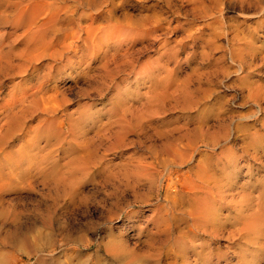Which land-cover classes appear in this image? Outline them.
<instances>
[{"label":"rangeland","instance_id":"rangeland-1","mask_svg":"<svg viewBox=\"0 0 264 264\" xmlns=\"http://www.w3.org/2000/svg\"><path fill=\"white\" fill-rule=\"evenodd\" d=\"M36 1L56 20L22 67ZM195 1L214 0H0V264H264L261 12ZM129 27L132 64L92 89L83 71L97 83ZM160 88L201 100L159 104Z\"/></svg>","mask_w":264,"mask_h":264},{"label":"bare ground","instance_id":"bare-ground-1","mask_svg":"<svg viewBox=\"0 0 264 264\" xmlns=\"http://www.w3.org/2000/svg\"><path fill=\"white\" fill-rule=\"evenodd\" d=\"M204 1V0H203ZM231 1V0H230ZM233 1V0H232ZM231 1V2H232ZM235 1H237V0H235ZM241 2H242V5L244 6L245 5V7H246V5L247 6H249L248 8L249 9H251L252 7V5H253V7L255 6V9L256 10H258L257 12L259 13V12H261V17L254 23V24H257V25H259V27L260 26H264V6L262 5V1L261 0H240ZM253 1V2H252ZM31 2V1H30ZM241 2H240V4H241ZM255 2V3H254ZM219 3H220V0H214V1H211V2H209V3H205V1L204 2H202V1H195L194 3H193V5L195 6V7H197V8H200L201 10L200 11H202L203 12V14H205V15H209V14H212V13H214V8L216 9V8H218V6L217 5H219ZM223 3H224V1H223ZM239 4V3H238ZM48 5H50V4H48ZM51 5H53V4H51ZM27 6V5H26ZM214 6V7H213ZM29 9L27 10V12L30 14L29 15V18H28V20H27V22L25 23V25L29 28L28 29V33L30 34L29 36H28V40L26 41V48L25 47H23V48H25V49H23V51L20 53V51H19V57H21L22 58V60H23V64H22V62H21V64L20 65H22V67H24L25 66V64H30V65H32V64H34V63H36L37 61H40V60H42L43 58H45L46 57V55H48L47 54V50H48V47L50 46L47 42H44V39H45V36H46V30H47V28L48 27H50V26H48L47 24L49 23V22H52V23H54L55 22V20H56V16L55 15H53L54 13H52V15L49 17V18H47V19H45V20H43V23L42 24H38V22H37V20L40 18V17H42V15L44 14V11H46V9L48 8V7H46V3L44 2H39V1H36V2H32V3H30V4H28V6H27ZM30 7H31V9H30ZM32 7H35V8H32ZM223 7H224V5H223ZM196 8V9H197ZM241 9V8H240ZM245 10H246V8H244ZM248 10V9H247ZM246 10V11H247ZM250 11V10H249ZM253 11H254V8H253ZM250 13V12H249ZM256 13V12H255ZM23 15V14H22ZM45 15V14H44ZM248 15V14H247ZM254 15V14H253ZM256 15H258V14H256ZM24 16V15H23ZM22 16V17H23ZM244 16H245V14H244ZM248 16H250V15H248ZM24 18V17H23ZM27 18V17H26ZM247 18V17H246ZM252 18V17H251ZM257 18V17H256ZM247 20V19H246ZM241 22V21H240ZM239 22V23H240ZM245 23V22H244ZM236 24H237V22H236ZM34 25H35V27H34ZM238 25V24H237ZM256 25V26H257ZM136 26V25H135ZM239 26V25H238ZM237 27V26H236ZM235 27V28H236ZM241 27V26H240ZM240 27H238V30H240L239 28ZM253 28V27H252ZM261 28V27H260ZM233 29V31H234V28H232ZM254 29V28H253ZM94 29H93V27H89V28H87L86 29V35H83V36H86V38H85V40L86 41H88V42H90V43H92V41L94 40H96L97 38V36H98V34L97 33H94V31H93ZM134 28H131V27H129V28H126L125 29V35H126V37H125V39H123L122 41H120V42H118L117 44H115L114 46H112V49H113V51H114V54L112 53L110 56H109V60L110 61H108V62H106L103 66H102V72L97 76V78H99V80H98V82L97 83H94L92 80H94L95 78L92 76V75H90L89 73V70L90 69H88V70H84L83 71V74H85V76H87V77H85V78H87V81L88 82H90V87H92V89H96V90H98V91H101V90H105V88H108V83H110V85H111V83L112 82H114L115 80H116V78L118 77V74L119 73H121L125 68H126V66L128 65V63H131V60H129V53H128V49H122L123 48V46H124V44H122V43H124V41H126V39H128V36H131L132 34H133V32H134ZM256 30V29H255ZM241 31H244V29L243 30H241ZM248 31H250V30H248ZM254 31V30H253ZM80 31L78 30V32L77 33H79ZM245 32V31H244ZM257 32V31H256ZM238 33V32H237ZM242 33V32H241ZM244 34V33H243ZM246 34V33H245ZM235 36H237V35H235ZM239 36H240V33H239ZM254 36V35H253ZM100 37V36H99ZM98 37V38H99ZM246 37V36H245ZM255 37V36H254ZM80 38V37H79ZM238 38V37H237ZM102 39V38H101ZM84 40V39H83ZM82 40V41H83ZM119 40V39H118ZM242 41V40H241ZM47 47V48H46ZM250 48V47H249ZM111 49V48H110ZM111 49V50H112ZM22 50V49H21ZM87 53V52H86ZM107 53H110L109 51H107ZM17 54V53H16ZM63 55V53H60V52H57L56 50L55 51H53L52 52V54H51V57L54 59V60H56V59H58L59 57H61ZM105 55V54H104ZM108 55V54H107ZM249 55V54H248ZM167 56V55H166ZM238 56V55H237ZM234 57V56H233ZM235 58V57H234ZM234 58L232 59L233 61H235L234 60ZM71 59V58H70ZM221 59V58H220ZM10 60V59H9ZM21 60V61H22ZM237 60V59H236ZM69 62V61H68ZM110 62H114L115 64H116V68H114V69H111L110 67H109V64L108 63H110ZM70 63V62H69ZM246 63V62H245ZM132 64V63H131ZM218 64V63H217ZM68 65V64H67ZM34 66V65H33ZM25 67H27V66H25ZM164 68L165 70H166V74H168V76L170 75H172L171 74V69L169 70L168 68H166L165 66H158V67H156V69H158V71L161 69V68ZM223 67V66H222ZM222 67H220V68H222ZM21 68V67H20ZM66 68H68L67 66H66ZM220 68H218V69H220ZM241 68H243L242 66H241ZM246 68V67H245ZM33 72H32V77H34L35 76V72H37L38 71V68L35 66V67H33ZM59 69V71H60V74L63 72V69H60V68H58ZM164 69H163V71H164ZM52 68L51 67H49V74H51V78H55L54 76H52ZM220 70H222V71H224L223 69H220ZM227 70V69H226ZM242 70V69H241ZM244 70V69H243ZM32 71V70H31ZM221 71V72H222ZM20 72H21V70H20ZM165 72V71H164ZM168 72V73H167ZM172 72H173V70H172ZM38 74V73H37ZM165 74V75H166ZM45 75V74H44ZM58 75V73L55 75V76H57ZM36 76H38V75H36ZM46 76V75H45ZM48 76V75H47ZM47 76H46V78L45 79H47ZM165 78V77H164ZM42 80V79H41ZM44 80V79H43ZM42 80V81H43ZM48 80H50V79H48ZM45 81V80H44ZM44 83V82H43ZM115 83V82H114ZM169 83H170V81H169ZM169 83H166V84H169ZM184 83H185V81H184ZM166 84L164 85L165 87H168V86H166ZM43 85V84H42ZM171 85H173V84H170V87H171ZM184 85H187V83L186 84H184ZM114 87V86H113ZM169 87V88H170ZM180 87V86H179ZM169 88H160L161 90L159 91V92H156L155 93V95H156V97L157 98H159V99H157V101H158V103L159 104H164L165 102H166V100H168L169 98H171V99H173V101H175L176 102V104L178 103V104H184V106L186 107V106H190L191 104H196V103H200V102H198L199 100H201V99H196V98H199V97H196L195 99H193L192 97H190V93L189 94H185V93H183V92H178L177 90H175L174 91V89L176 88H174L173 89V92H171L172 91V89L171 90H169ZM181 88H186V86H181L180 88H178L177 87V89L178 90H182ZM188 88V87H187ZM115 89L116 90H118V92H120V91H122L123 90V87H121L119 84L117 85L116 84V86H115ZM24 91V93H23V97H21L18 101H20L19 102V105L22 107L26 102H28L29 100H30V104H32L33 105V107L34 106H36V105H38L39 104V101H38V99L40 98V96H39V94L41 93V91H39V90H37V91H34V88L33 87H25V89H23ZM33 90V91H32ZM107 90V89H106ZM157 90V89H156ZM30 91H32V93L30 92ZM109 91V90H108ZM185 91V90H184ZM186 91H187V89H186ZM249 91H251V90H249ZM187 92H190L189 90L187 91ZM251 93V92H250ZM256 94V93H255ZM252 95V94H251ZM118 96V95H117ZM194 96V95H193ZM155 97V96H154ZM201 98V97H200ZM256 98H257V95H256ZM170 100V99H169ZM168 100V101H169ZM117 102V101H116ZM158 103H156L157 105H159ZM172 103V102H171ZM154 104V103H153ZM155 104V105H156ZM173 104H175V103H173ZM166 105H167V103H166ZM26 106V105H25ZM24 106V107H25ZM176 106V105H175ZM193 106V105H192ZM23 107V108H24ZM32 107V106H31ZM155 107V106H154ZM26 108H28L27 106L25 107V111H26ZM156 108H158V106H156ZM34 109V108H33ZM155 109V108H154ZM149 110V111H148ZM147 111L148 112H150V109H148ZM152 110H153V107H152ZM30 111V110H29ZM156 111V110H155ZM124 112V111H123ZM153 112V111H152ZM158 112H160V110H158L157 109V112H155V113H158ZM30 113V112H29ZM154 113V114H155ZM11 114V113H10ZM13 115H15V114H13ZM11 117H12V114H11ZM71 117V116H70ZM127 116H126V114L125 113H122L121 115H120V118L119 119H121V121L122 120H126L127 118H126ZM13 119V118H12ZM69 119V118H68ZM50 121V120H49ZM48 122V121H47ZM129 122H131L130 120H129ZM128 122V123H129ZM127 124V123H126ZM122 125V124H121ZM119 127H121V126H119ZM118 127V129L119 130H117V131H120V129L122 130V129H124V127H123V125H122V127L121 128H119ZM124 130H126V128L124 129ZM182 131V130H181ZM124 132V131H123ZM179 132V131H178ZM177 132V133H178ZM116 133V132H115ZM119 133V132H118ZM121 133H122V131H121ZM125 133V132H124ZM121 136H123V135H121ZM180 137H184V135L183 136H180ZM177 138V137H176ZM175 138V139H176ZM173 139V138H172ZM181 139V138H180ZM179 139V140H180ZM183 139V138H182ZM174 140V139H173ZM178 141V140H177ZM214 142V141H213ZM168 143H170V142H168ZM171 146H169V148H170ZM175 147V146H174ZM176 148V147H175ZM169 150V149H168ZM170 151V150H169ZM210 177V176H209Z\"/></svg>","mask_w":264,"mask_h":264}]
</instances>
